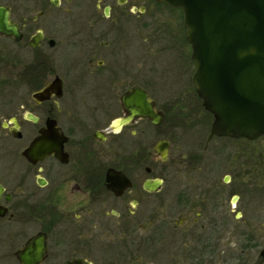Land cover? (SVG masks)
I'll return each mask as SVG.
<instances>
[{
    "label": "flooded vegetation",
    "instance_id": "obj_1",
    "mask_svg": "<svg viewBox=\"0 0 264 264\" xmlns=\"http://www.w3.org/2000/svg\"><path fill=\"white\" fill-rule=\"evenodd\" d=\"M147 2L0 0V264H264L255 236L238 252L220 246L208 190L165 198L161 163L177 139L188 145L171 132L207 124L208 111L183 23L184 38L154 54L168 72L150 61ZM208 135L204 150L227 136Z\"/></svg>",
    "mask_w": 264,
    "mask_h": 264
},
{
    "label": "water",
    "instance_id": "obj_2",
    "mask_svg": "<svg viewBox=\"0 0 264 264\" xmlns=\"http://www.w3.org/2000/svg\"><path fill=\"white\" fill-rule=\"evenodd\" d=\"M158 1L183 12L195 63L192 82L213 115L208 136L263 135L264 0ZM149 103L152 116L155 111ZM22 257L24 264L36 262L30 254Z\"/></svg>",
    "mask_w": 264,
    "mask_h": 264
},
{
    "label": "rangeland",
    "instance_id": "obj_3",
    "mask_svg": "<svg viewBox=\"0 0 264 264\" xmlns=\"http://www.w3.org/2000/svg\"><path fill=\"white\" fill-rule=\"evenodd\" d=\"M147 1L145 4L151 14L149 15L150 22L148 26L151 35L149 40L152 45L149 48V59L150 61L151 59L159 61L158 57L162 59L164 62L161 63V67L168 72V68L166 69L169 66L168 61L164 59L162 54L158 56L154 54H158L157 50H159L160 44L172 40L179 42L180 39L184 38L182 35V13L180 9H169L164 4H157L155 0ZM181 49L182 47H180ZM174 56L176 59L178 58L177 54ZM161 67L158 65V68H156L157 76L163 72ZM174 71L177 73V66H175ZM165 85L169 86L167 83ZM173 90L172 87L164 93H173ZM177 91L178 89L175 90V92ZM176 95V93L173 95L167 94L164 98L174 99L177 97ZM164 98L159 96L158 100L162 101ZM196 98L199 97L196 96ZM194 103L197 106L198 101L195 100ZM200 113H202L201 110ZM207 116L208 125L206 120L201 118V125L198 129L194 128L186 133L183 131L184 129L176 126L174 128H181L182 130L174 129L171 132V136L176 134L178 135L177 138L184 137L188 145L185 147L184 141L177 139L174 143V148L177 150L174 149L175 151L170 154L169 161L161 163L169 172L165 178L164 188L171 195L170 197L166 195L165 198L175 199L179 189L186 184H192L190 186H192L197 197L203 198L206 190H208V221L211 218V220L215 219L216 223L222 226V228L214 229L222 233L220 246L227 247L230 250L234 248L231 251L238 252L239 247L253 246L250 244V237L252 236H255V240L258 241L254 246H262L264 241V136L251 142H249L250 140L245 141V139L229 138L227 136L215 137L211 139L204 150L205 139L213 119L209 112ZM168 123L169 120L166 119L164 122L165 128ZM153 142L154 138L150 140V148ZM177 145L181 147L177 148ZM192 149L196 150V154H201V157H194L195 154L191 152ZM259 152H261V155H259ZM176 167L180 169L194 167L198 170L191 172V170L186 169L192 175L188 176L189 180H180V177L184 178V176L174 174ZM225 176H228L226 180ZM199 177H202L203 181L200 182ZM236 194L238 198L233 202V197ZM166 207L164 206L168 211ZM173 208L176 209L175 206ZM191 209L195 211L194 207ZM177 213L173 211L170 215L175 217ZM202 214L205 215L204 212ZM165 215L169 214L165 213ZM204 220L202 218L201 221L204 222ZM253 261L254 259L249 262Z\"/></svg>",
    "mask_w": 264,
    "mask_h": 264
}]
</instances>
